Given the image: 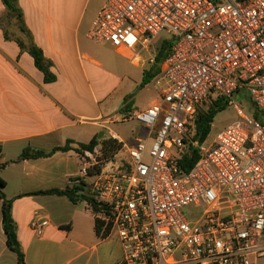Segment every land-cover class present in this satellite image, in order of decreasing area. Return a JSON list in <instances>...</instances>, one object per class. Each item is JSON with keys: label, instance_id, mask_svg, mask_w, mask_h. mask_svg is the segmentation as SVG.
I'll return each instance as SVG.
<instances>
[{"label": "built area", "instance_id": "2783aa9c", "mask_svg": "<svg viewBox=\"0 0 264 264\" xmlns=\"http://www.w3.org/2000/svg\"><path fill=\"white\" fill-rule=\"evenodd\" d=\"M88 36L134 61L149 52L151 63L154 42L174 40L152 82L158 98L123 116L148 131L132 145L119 141L129 160L106 161L101 145L80 154L74 184L95 178L99 211L88 210L104 223L105 238L122 246L117 264H257L264 257V0H107ZM243 92L259 117L237 99ZM219 99L238 119L200 141L198 115ZM191 150L199 160L186 171L180 160ZM48 225L36 212L32 229L42 235Z\"/></svg>", "mask_w": 264, "mask_h": 264}, {"label": "crops", "instance_id": "0c3cea01", "mask_svg": "<svg viewBox=\"0 0 264 264\" xmlns=\"http://www.w3.org/2000/svg\"><path fill=\"white\" fill-rule=\"evenodd\" d=\"M106 2L19 0L27 34L0 0V177L6 182L3 191L12 201V218L26 264H117L123 257L117 239L99 236L96 216L86 202L35 194L77 185L74 183L82 167L80 144L104 137L125 145L134 142L113 125L123 111L133 112L132 95L141 88L144 72L152 63L149 52L134 61L89 38L93 21ZM10 15L17 23L9 29L13 34L6 28ZM21 43L25 47L34 43L44 51L56 81H45L44 73ZM153 46L151 52L156 54ZM115 55L128 60L131 67V78L124 85L113 73ZM102 132L105 134L100 138ZM69 141L73 142L67 152L20 159L27 148L49 152ZM84 181L90 186L88 178ZM36 212L41 220L49 221L42 235L31 227ZM0 264H19L17 253L7 243L1 200Z\"/></svg>", "mask_w": 264, "mask_h": 264}, {"label": "trees", "instance_id": "16d2710c", "mask_svg": "<svg viewBox=\"0 0 264 264\" xmlns=\"http://www.w3.org/2000/svg\"><path fill=\"white\" fill-rule=\"evenodd\" d=\"M7 10L15 15L20 24V28L23 32L28 33L27 28L24 23L23 11L19 7V0H2ZM174 43L173 39H162V44L159 50L156 52V58L154 63H152L151 67L144 72V78L141 83V88H144L149 83L153 81V79L161 72V65L169 53L172 45ZM23 48H26L29 54L33 57L35 61V65L39 70H41L45 75V81L47 83H51L56 81V75L51 71L52 63L48 61L44 55V51L37 47L34 43L30 46L25 47L23 43H21ZM131 104L127 105L126 108H130ZM227 108V103L223 99H219L213 107H211L207 111H203L198 115L196 120L195 127V137L200 141H205V139L211 134L213 129V123L219 112L225 110ZM255 116L257 115V111L255 112ZM73 141H69L67 145L63 147L54 148L52 151L46 152L43 150H33L31 148H27L23 151L20 159H38L43 157H49L55 154L58 151L67 152L71 149L69 146ZM102 146L103 157L106 161H110L112 158L118 154L122 148L123 143L119 142V140L112 137H104L100 140L94 138L89 144H80V148L78 149L79 153H83L84 150H93L96 146ZM3 152L2 146H0V155ZM199 160V155L196 150H191L181 157L180 163L184 170H190ZM93 173V171H92ZM6 186V182L0 177V200L3 201V213H4V230L7 235V243L8 246L17 253L18 263L26 264L25 254L22 251L20 242L18 240V236L16 233V227L14 220L12 218V201L8 200L3 189ZM35 194H45V195H60L66 196L70 201L74 203L78 202H86L91 208L95 211H99V207L94 203L90 186L86 185L85 181H82L79 185H74L65 190L53 189L49 191H40ZM104 223L96 220V230L99 236L105 238L107 231L103 230Z\"/></svg>", "mask_w": 264, "mask_h": 264}, {"label": "rangeland", "instance_id": "374dc122", "mask_svg": "<svg viewBox=\"0 0 264 264\" xmlns=\"http://www.w3.org/2000/svg\"><path fill=\"white\" fill-rule=\"evenodd\" d=\"M94 3H100L101 0H93ZM11 21H6V28L12 29L14 28L15 24H17L14 21L13 15H10ZM11 34H13L12 30H9ZM92 45L95 43L92 42ZM162 44V39L159 40L157 43L154 44L153 48L157 52ZM114 62H113V73L116 75L118 79L123 80V85L128 82V78L130 77L129 69L131 68L129 65L128 60H125L121 56L115 55L113 56ZM158 96V89L154 84H151L147 86L144 89L138 88L133 93L132 97L134 98V109L135 110H146L151 103L157 98ZM237 99L242 103L243 108L245 111L252 115L257 111L255 105L253 104L251 100V96L247 92H243L239 95H237ZM126 114L125 111H123L122 115L118 118V122L113 125V128H115L120 135L124 136L129 142H133L135 137L142 136L146 137L148 134L147 129L137 120H130V121H123V115ZM238 116L236 111L233 107L227 105V108L221 112L218 113L216 116L214 123H213V129H212V136L215 137L217 134L223 130L227 125L232 123L233 121L237 120ZM129 160V155L125 153V149L120 151L118 154L115 155L114 158H112L110 161L121 164L122 161ZM88 180L90 183H92L95 178L94 177H88ZM185 211L186 213L189 211ZM192 211V210H191ZM257 264H264V257H261L257 260Z\"/></svg>", "mask_w": 264, "mask_h": 264}, {"label": "water", "instance_id": "95a60500", "mask_svg": "<svg viewBox=\"0 0 264 264\" xmlns=\"http://www.w3.org/2000/svg\"><path fill=\"white\" fill-rule=\"evenodd\" d=\"M105 132H102L100 135V138H102L104 136Z\"/></svg>", "mask_w": 264, "mask_h": 264}]
</instances>
